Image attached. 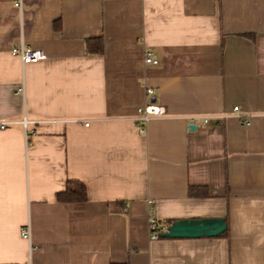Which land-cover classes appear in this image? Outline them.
<instances>
[{
    "label": "crops",
    "instance_id": "0c3cea01",
    "mask_svg": "<svg viewBox=\"0 0 264 264\" xmlns=\"http://www.w3.org/2000/svg\"><path fill=\"white\" fill-rule=\"evenodd\" d=\"M2 118L0 264H264V0H0ZM152 210L227 230L152 239Z\"/></svg>",
    "mask_w": 264,
    "mask_h": 264
},
{
    "label": "built area",
    "instance_id": "2783aa9c",
    "mask_svg": "<svg viewBox=\"0 0 264 264\" xmlns=\"http://www.w3.org/2000/svg\"><path fill=\"white\" fill-rule=\"evenodd\" d=\"M23 4V0H13V5H15L18 9H21ZM11 53H13L15 56H18L23 63H29L33 61L42 60L46 57V52H43L41 49L33 48L31 46L26 45L23 41H20L19 43H16L15 46L12 48ZM144 60L147 64H158L159 59L157 56L150 50L146 51L144 54ZM155 90L152 87L147 88V95L149 96L148 102H146V105L141 107L138 111L137 120L140 125L141 130H144L146 123L153 117H157L160 115H165L167 113L166 107L162 103H158L155 98ZM234 111L239 113L241 116V119L243 121V124L250 123L251 114L245 115L243 112H241L240 106L235 105ZM208 115H193V119H200L201 122H206L208 120ZM14 122L10 120H6L5 118L0 119V129L6 128L9 125L13 124ZM25 133L28 126V121L24 119L22 121ZM27 135V134H26ZM150 222H149V229L151 231V238L157 239L160 237V227L158 218L154 215L153 210L150 214ZM165 229V228H164ZM21 234L25 237H29V230L26 226H23L21 228Z\"/></svg>",
    "mask_w": 264,
    "mask_h": 264
},
{
    "label": "water",
    "instance_id": "95a60500",
    "mask_svg": "<svg viewBox=\"0 0 264 264\" xmlns=\"http://www.w3.org/2000/svg\"><path fill=\"white\" fill-rule=\"evenodd\" d=\"M193 127V125H192ZM227 224L224 217L221 218H179L172 221L163 232L162 237H201L216 236L225 232Z\"/></svg>",
    "mask_w": 264,
    "mask_h": 264
},
{
    "label": "trees",
    "instance_id": "16d2710c",
    "mask_svg": "<svg viewBox=\"0 0 264 264\" xmlns=\"http://www.w3.org/2000/svg\"><path fill=\"white\" fill-rule=\"evenodd\" d=\"M103 46V38L101 37L87 39V50L93 53H101ZM57 198L60 202L85 201L87 199L86 184L79 179L68 180L65 189L58 193Z\"/></svg>",
    "mask_w": 264,
    "mask_h": 264
}]
</instances>
